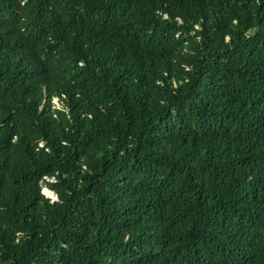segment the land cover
Returning <instances> with one entry per match:
<instances>
[{"label": "trees", "instance_id": "trees-1", "mask_svg": "<svg viewBox=\"0 0 264 264\" xmlns=\"http://www.w3.org/2000/svg\"><path fill=\"white\" fill-rule=\"evenodd\" d=\"M0 264H264V0H0Z\"/></svg>", "mask_w": 264, "mask_h": 264}, {"label": "rangeland", "instance_id": "rangeland-1", "mask_svg": "<svg viewBox=\"0 0 264 264\" xmlns=\"http://www.w3.org/2000/svg\"><path fill=\"white\" fill-rule=\"evenodd\" d=\"M44 195H46L47 197H51L52 196V193H50L47 189H45L43 191Z\"/></svg>", "mask_w": 264, "mask_h": 264}, {"label": "built area", "instance_id": "built-area-1", "mask_svg": "<svg viewBox=\"0 0 264 264\" xmlns=\"http://www.w3.org/2000/svg\"><path fill=\"white\" fill-rule=\"evenodd\" d=\"M48 181H52V179H48ZM46 188H45V186H43V190L42 191H44ZM44 194V193H43ZM53 195V194H52ZM49 198H51V200H54V196H51V197H49Z\"/></svg>", "mask_w": 264, "mask_h": 264}, {"label": "bare ground", "instance_id": "bare-ground-1", "mask_svg": "<svg viewBox=\"0 0 264 264\" xmlns=\"http://www.w3.org/2000/svg\"><path fill=\"white\" fill-rule=\"evenodd\" d=\"M244 199H245V197H244ZM248 200H249V199H248ZM240 203H241V202H240ZM240 203H239V204H240ZM246 203H247V202H246ZM245 209H246V208H245ZM240 210H241V209H240ZM246 210H247V209H246Z\"/></svg>", "mask_w": 264, "mask_h": 264}, {"label": "clouds", "instance_id": "clouds-1", "mask_svg": "<svg viewBox=\"0 0 264 264\" xmlns=\"http://www.w3.org/2000/svg\"><path fill=\"white\" fill-rule=\"evenodd\" d=\"M51 193V192H50Z\"/></svg>", "mask_w": 264, "mask_h": 264}]
</instances>
